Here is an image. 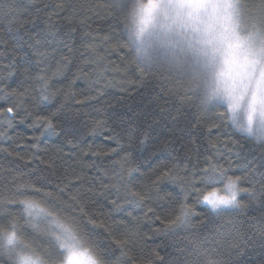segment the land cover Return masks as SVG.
Instances as JSON below:
<instances>
[{"label": "snow or ice", "instance_id": "snow-or-ice-1", "mask_svg": "<svg viewBox=\"0 0 264 264\" xmlns=\"http://www.w3.org/2000/svg\"><path fill=\"white\" fill-rule=\"evenodd\" d=\"M28 4L0 0V140L22 138L17 147L33 152L26 167L45 163L42 138H58L82 165L69 184L99 181L123 219L97 223L78 192L65 198L68 184L54 195L26 178L39 164L17 165L0 184V264H252L250 251L264 253V0ZM98 16L108 34L91 28ZM109 52L130 56L140 83L157 79L147 104L125 103L137 81H116ZM72 66L78 74L56 87ZM80 79L95 94L75 100L66 88ZM117 85L120 99L103 100ZM221 129L228 140L206 141ZM162 132L172 138L150 145ZM141 219L158 225L153 235L141 234Z\"/></svg>", "mask_w": 264, "mask_h": 264}, {"label": "trees", "instance_id": "trees-1", "mask_svg": "<svg viewBox=\"0 0 264 264\" xmlns=\"http://www.w3.org/2000/svg\"><path fill=\"white\" fill-rule=\"evenodd\" d=\"M74 2L79 4H85L87 5L88 0H74ZM94 2V0H93ZM33 3L35 5H40L41 0H33ZM24 4L26 7L29 8V10H34L32 7L28 4V0H24ZM95 22L91 24L92 29H101L100 35L108 34V23L103 21L101 17H94ZM4 22H0V25H2ZM88 31L87 28L81 29V32ZM119 39V33L117 32L115 34V39L112 41L115 43V40ZM102 54H104L102 52ZM131 60L130 56H125L122 58L121 53L119 52H109L106 55L105 63L111 62L112 68H119L120 74L115 76L116 81H137V84L135 86V90L131 87L127 88L128 93H132L131 96L125 97V103L132 104L133 106L139 105V104H147L148 101L145 99L142 101V96H149V91L153 88L156 89V91L160 90V85L157 81V79L152 75L148 74L143 77V82L140 83L141 77L140 74L134 64H130L129 61ZM79 63V61H77ZM53 67V71H54ZM92 71V68L88 67L84 69L85 73H89ZM73 73H77L76 66H72L70 68L69 73L67 74V79L61 77L59 83H57L55 86L60 87L61 85H66L69 80L73 78ZM78 74V73H77ZM49 75H51V72H49ZM112 76L107 77V79H112ZM89 81L85 79L77 80L76 84L72 88H66V91L75 93V100L82 99L85 96L88 95H94V92H89L88 90ZM107 93L106 96H104L102 99L105 101H109L111 103H116L117 100L121 97V92L119 85L114 87H109L104 89ZM154 95V93H152ZM61 100H64V97L61 96ZM59 102V101H58ZM69 103H74V100L68 101ZM99 106V105H97ZM155 108V105L152 106ZM88 109L85 108L84 111H87ZM158 110V109H157ZM195 123V121H193ZM212 123L210 120H206L202 123V127L206 130L209 125ZM17 131L24 132L26 131L24 126H21L17 129ZM90 131L89 128H84L82 130V138L84 140V144L87 143V140L89 137L87 136V133ZM225 130L221 129L219 131H212L210 137H206L207 140H211L212 142H216L217 140L220 141H226L229 139L228 135L224 134ZM11 136L14 138L12 140L3 141L0 140V149H8V152H2L0 151V184H2L5 179H11L10 176H8V169L13 168L17 165L20 166L22 171L27 172L29 169H31L35 164H39V170L36 172L34 176L26 177L27 179H30L32 181L37 180H43V187L47 191L53 192L54 195H59V192L57 191L58 188L64 187L65 184H68V190L66 192L65 198L67 196L73 195L75 193L80 194L81 203L84 205H87L86 212L90 214H94V218L96 219L97 223H103L105 226H113L114 221H119L123 219V215H116L113 210L106 206L105 199H104V193L102 192V189L100 187V182L97 181L96 184H92L88 179H85L81 183H71L69 184V181H73L76 175L81 174V168L82 165L79 162V160H72L68 159L67 156H65V153H68L71 151V149L67 146L61 143V141L56 137H50V138H42L44 140L43 143L40 144V158L45 163H40V161H35L33 164H28L25 167V161H28L29 158L33 155V152L29 148L24 147H17V145L22 144V138L19 136H16L15 132L10 133ZM171 135L166 132H162L160 137L157 141L150 142V145L152 143H160L164 140L171 139ZM186 139H188L186 137ZM232 139H238V137H232ZM31 143H34V141H29L28 144L30 146ZM84 146V145H82ZM151 146L149 147V151H151ZM256 151L259 152V147L256 148ZM11 153V155H9ZM19 157H23V159H19ZM163 157H161L162 159ZM90 158H86L85 163L89 162ZM160 162L159 160L154 159L151 164L155 165L156 163ZM53 164V167L49 168L46 165L47 164ZM86 176L91 175V173H88L85 169ZM144 171H148V168H145ZM13 175L17 173H12ZM49 183L51 184V187H48ZM4 187H8L7 184L3 185ZM113 197L109 196L108 199H112ZM10 211L12 212H19V208H11ZM137 215H141L140 213H137ZM145 225H148L146 227ZM158 225L152 224L150 221H146L141 219L139 222V230L142 235L145 236H151L153 235L150 232V228L157 227ZM121 231L124 230L122 227L120 229ZM100 235H103L104 229L98 230ZM160 239L156 238V243H159ZM246 261H251L252 264H262V261H264V253H261L259 249H257L255 252H249L248 257L246 258Z\"/></svg>", "mask_w": 264, "mask_h": 264}]
</instances>
